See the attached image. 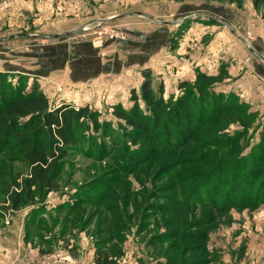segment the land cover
<instances>
[{
    "label": "rangeland",
    "instance_id": "374dc122",
    "mask_svg": "<svg viewBox=\"0 0 264 264\" xmlns=\"http://www.w3.org/2000/svg\"><path fill=\"white\" fill-rule=\"evenodd\" d=\"M253 1L0 0V73L23 75L51 108L88 105L110 129L84 128L104 152L69 148L42 215L8 208L4 189L27 168L0 153V264H95L98 251L115 264H264V0ZM145 70L165 99L181 82L201 79V92L189 89L178 136L153 127L156 142L133 147L110 108L132 106Z\"/></svg>",
    "mask_w": 264,
    "mask_h": 264
},
{
    "label": "trees",
    "instance_id": "16d2710c",
    "mask_svg": "<svg viewBox=\"0 0 264 264\" xmlns=\"http://www.w3.org/2000/svg\"><path fill=\"white\" fill-rule=\"evenodd\" d=\"M262 1L254 0V7L258 8ZM14 75L11 72L0 73V153L8 148L13 149L16 158L26 166L27 172L24 176L16 175L9 187H4L7 193L5 202L12 210L26 205L43 204L47 194L57 190L56 180L69 148L80 141L89 144L94 140L84 128L90 127L94 132L100 131L104 138L110 136L109 126L99 123L98 113L92 111L88 105L61 103L51 108L42 91L35 86L29 89L28 80H25L23 75L19 74L18 77ZM9 76H12L11 81L8 80ZM142 77L139 92L134 89L130 92L132 106L125 108L117 103L110 108L114 118L121 122L118 123L120 128L128 132L126 139L133 147L139 142L153 145L156 142L151 137L153 127H162L168 138L175 137L176 131L182 132L185 124L183 121L192 119L195 107L194 95L189 92L192 89L197 93L201 92L198 89L201 79L196 87H188L181 82L179 87L184 90L183 94L175 100L173 97L165 99L163 85L153 84L149 70L143 71ZM104 138L89 144L90 148L98 153L104 152ZM131 150L135 153L133 148ZM236 190L232 186L228 191L236 195ZM76 203L66 204L64 208L73 209L79 204ZM58 208L61 207L57 206L52 210ZM37 211L42 215L43 212L39 208L33 213ZM181 244L183 246L184 243ZM197 246H183L181 253L183 250L186 253L194 251ZM95 264H115V262L98 251Z\"/></svg>",
    "mask_w": 264,
    "mask_h": 264
},
{
    "label": "crops",
    "instance_id": "0c3cea01",
    "mask_svg": "<svg viewBox=\"0 0 264 264\" xmlns=\"http://www.w3.org/2000/svg\"><path fill=\"white\" fill-rule=\"evenodd\" d=\"M1 53V52H0ZM6 54H0V57H6L5 56ZM8 70H11V69H9L8 68ZM46 201V200H45ZM41 205L40 204H38V205H35V206H33V209H37V208H39ZM12 240V243L14 242V239L12 238L11 239ZM8 243H11L10 241H8Z\"/></svg>",
    "mask_w": 264,
    "mask_h": 264
},
{
    "label": "water",
    "instance_id": "95a60500",
    "mask_svg": "<svg viewBox=\"0 0 264 264\" xmlns=\"http://www.w3.org/2000/svg\"><path fill=\"white\" fill-rule=\"evenodd\" d=\"M244 42V41H243ZM245 43V42H244ZM253 52V51H252Z\"/></svg>",
    "mask_w": 264,
    "mask_h": 264
}]
</instances>
